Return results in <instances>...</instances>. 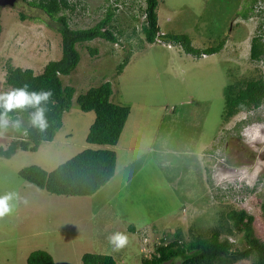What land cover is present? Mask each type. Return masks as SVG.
I'll list each match as a JSON object with an SVG mask.
<instances>
[{"label": "rangeland", "instance_id": "374dc122", "mask_svg": "<svg viewBox=\"0 0 264 264\" xmlns=\"http://www.w3.org/2000/svg\"><path fill=\"white\" fill-rule=\"evenodd\" d=\"M72 1H78L69 15L72 28L94 24L109 4H118L114 5L116 25L124 27L117 43L95 38L77 44L79 63L62 77L64 85L75 89L74 97L109 81L111 101L130 107L114 147L115 174L90 196L35 192L19 175L28 165L52 170L83 149L96 147L85 141L95 114L81 111L75 101L63 113L62 126L52 141L42 143L35 152L17 148L9 158L0 156V195L14 192L20 197L13 201V212L0 218V264H26L27 255L36 249L48 251L55 264H81L85 252L110 255L121 264H141L153 252L148 245L158 231L185 230L190 223L206 228L215 223V210L229 205L251 214L253 233L264 240V141L245 143L241 135L254 127L264 134V124L257 123L264 121V105L237 112L226 123L221 118L230 72L237 78L264 72V57L249 59L250 38L262 35L264 42V0L254 3L248 18L234 17L233 11L224 18L223 48L198 58L188 56L174 42L169 44L172 49L140 44L142 0ZM159 1L160 30L187 34L193 45L201 47L209 44L203 33L208 22L215 23L221 2L226 5L225 0ZM235 1L236 9L250 2ZM204 11L210 16L202 21ZM60 44L55 22L26 1L0 6V92L8 91L4 83L8 64L41 73L49 60L60 58ZM126 51L131 52L129 62L118 73ZM8 132L0 136L4 149L11 141ZM117 231L129 237L119 251L107 239ZM159 237L171 240L170 233ZM178 262L175 259L172 264Z\"/></svg>", "mask_w": 264, "mask_h": 264}, {"label": "trees", "instance_id": "16d2710c", "mask_svg": "<svg viewBox=\"0 0 264 264\" xmlns=\"http://www.w3.org/2000/svg\"><path fill=\"white\" fill-rule=\"evenodd\" d=\"M23 1H26L32 8L40 10L48 20L55 22L61 38V56L59 59L49 60L42 68V72L38 74H35L31 68L11 67L8 64L4 75L7 90L27 84L29 91L52 89L54 95L45 105L48 108L45 115L49 126L44 132L29 127V113L34 109L14 110L9 113L12 119L20 118L22 120L24 127L28 129V134L25 136L9 127V132L5 134H11L9 136L11 141L5 149L0 146V156L9 158L17 148L35 152L42 143L52 141L62 126L63 113L68 111L75 101L81 111H93L95 114L85 141L96 147L83 149L52 170H45L38 165H28L19 170V175L37 189L35 192L42 190L67 196L93 195L114 176L117 159L114 147L119 141L130 113V107L111 101L113 91L109 81L89 87L74 97L75 89L70 85H64L62 77L69 75L79 63L80 56L76 48L77 44L95 38H101L111 43L118 42L124 29L123 26L116 25L118 8L114 5L118 4H109L103 12V16L94 24L72 28L69 21L71 16L69 15L76 11L78 1ZM142 1H144V8H139L140 14L143 15L140 24V32L143 37H140L142 39L139 41L140 44H159L172 49L169 44L174 42L176 47L182 49V52L198 58L219 52L225 43L224 37H221L224 18L232 14V11L234 17L240 15L243 18H248L249 14L253 13L254 3L257 0L242 2L240 9L235 8V0H225L226 5L221 2L219 5L221 11L217 19L214 20L215 23L212 24L209 21V26L203 32L205 41L209 42L205 47L193 45L187 34L160 30L157 17V7L160 1ZM122 3L124 4V2ZM130 7L131 5L128 6V8ZM209 16L204 11L200 18L204 21L203 19ZM21 17L23 18V15ZM130 17L131 20L135 18L134 15ZM87 50L92 55L97 54L96 49L87 47ZM126 52L128 55L117 65L118 73L129 62L128 57L131 52ZM263 57L264 42L262 35H253L250 38L249 59L260 61ZM230 77L232 78L230 83L223 90L221 118L224 123L237 112L255 110L264 103V72L241 78H237L234 73L230 72ZM53 100L55 101L54 104L52 103ZM239 128L240 126L237 124L236 129L239 130ZM204 194L205 192L202 190L201 196L207 200ZM261 207L264 211V198ZM215 215V223L206 228L194 226L192 223L185 230L172 227L167 230L166 228L163 232L170 233L171 240L164 241L163 237H159L163 232L158 231L159 235L155 233L157 235L155 241L159 239V243H155L153 240L152 245H148L149 248H153V252L150 257H143L141 264H172L175 259H179L177 264H234L239 260H250L252 264H264V240L253 233V216L246 210L231 205L225 209L215 210ZM238 232L241 233L240 237L237 236ZM234 236L237 238H233ZM230 238L233 240L230 241ZM26 264L55 263L48 251L36 249L27 255ZM81 264L121 263H118L110 255L85 252L81 255Z\"/></svg>", "mask_w": 264, "mask_h": 264}, {"label": "clouds", "instance_id": "9594fccd", "mask_svg": "<svg viewBox=\"0 0 264 264\" xmlns=\"http://www.w3.org/2000/svg\"><path fill=\"white\" fill-rule=\"evenodd\" d=\"M28 88L29 85L25 84L22 87H14L10 88L6 92H0V109H2V111H0V136H2L4 132L9 129V127L16 132H20L27 136L28 129L24 127L22 120L20 118L12 119L9 116V113L14 110H27L29 108L34 109V111L29 113V127L37 128L39 131L44 132L49 126L48 119L45 115L48 108L45 107V105H47L50 98L53 97V90L46 89L40 91H29ZM52 103L54 104L55 101L53 100ZM257 123L264 124V121ZM241 135L245 143L257 140L264 141V134L261 133L259 127L247 129L243 131ZM31 145L32 144L30 143V146ZM19 200V195L14 192H7L0 195V218L10 215L15 207L13 201ZM107 239L116 251L123 249L129 243L128 235L120 231L111 233ZM144 239L146 240V237ZM232 240L233 238H230V241Z\"/></svg>", "mask_w": 264, "mask_h": 264}, {"label": "water", "instance_id": "95a60500", "mask_svg": "<svg viewBox=\"0 0 264 264\" xmlns=\"http://www.w3.org/2000/svg\"><path fill=\"white\" fill-rule=\"evenodd\" d=\"M16 0H0V6L1 7H5V6H9L12 7L14 5Z\"/></svg>", "mask_w": 264, "mask_h": 264}]
</instances>
